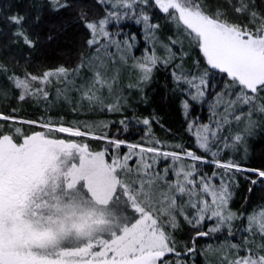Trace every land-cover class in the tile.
<instances>
[{
    "label": "snow or ice",
    "instance_id": "obj_1",
    "mask_svg": "<svg viewBox=\"0 0 264 264\" xmlns=\"http://www.w3.org/2000/svg\"><path fill=\"white\" fill-rule=\"evenodd\" d=\"M0 264H264V0L0 7Z\"/></svg>",
    "mask_w": 264,
    "mask_h": 264
},
{
    "label": "trees",
    "instance_id": "obj_2",
    "mask_svg": "<svg viewBox=\"0 0 264 264\" xmlns=\"http://www.w3.org/2000/svg\"><path fill=\"white\" fill-rule=\"evenodd\" d=\"M10 2H14V0H0V7H3L5 6L6 4L10 3ZM58 48V44L54 43L51 48L49 49V55H55L56 53V49ZM169 119L171 121H176V120H179L180 117L176 114H172L169 116Z\"/></svg>",
    "mask_w": 264,
    "mask_h": 264
}]
</instances>
